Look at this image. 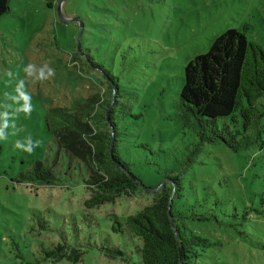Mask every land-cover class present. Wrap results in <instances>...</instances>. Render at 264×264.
I'll list each match as a JSON object with an SVG mask.
<instances>
[{"label":"rangeland","instance_id":"obj_1","mask_svg":"<svg viewBox=\"0 0 264 264\" xmlns=\"http://www.w3.org/2000/svg\"><path fill=\"white\" fill-rule=\"evenodd\" d=\"M58 1L10 0L0 16V96L13 91L28 63L50 61L56 72L28 85L33 111L14 121L24 131L9 129L0 141V264H140L142 240L113 226L159 190L140 187L86 207L87 167L59 150L45 127L49 108H73L95 94L102 101L109 89L116 147L130 172L150 188L180 176L183 196L175 207L208 217L185 221L189 233L209 242L197 263L264 264V203L253 205L264 189L256 178L264 175V150L202 144L180 100L186 63L223 31L248 24L247 41L264 49V0H63L64 21ZM76 18L83 25L79 44ZM257 105L264 111V96ZM29 133L42 141L31 155L14 147ZM37 162L52 170L51 183L21 177ZM73 249L78 260L65 256Z\"/></svg>","mask_w":264,"mask_h":264},{"label":"trees","instance_id":"obj_2","mask_svg":"<svg viewBox=\"0 0 264 264\" xmlns=\"http://www.w3.org/2000/svg\"><path fill=\"white\" fill-rule=\"evenodd\" d=\"M9 2L0 0V16L9 10ZM248 28L244 24L242 31L235 28L223 31L212 40L206 52L189 60L180 91L181 105L192 117L198 141L220 142L236 153L251 147L264 150V111L257 105L264 96V49L247 41ZM94 65L104 69L97 63ZM109 93L110 97L102 101L95 94L73 108L51 107L45 114V127L58 149L71 159L82 161L88 169L86 184L90 194L84 201L88 208L112 202L140 188L116 147L117 124L112 118L110 89ZM219 118H229V121L220 125ZM21 177L26 182L51 183L53 173L37 162ZM256 178L264 180V175ZM182 188L180 176L170 177L150 204L128 216L124 223L116 221L118 226H113L117 231L126 229L142 240L140 264H198L199 251L209 245L206 238L189 233L185 225L188 218L204 221L208 217L196 213L187 215L175 207V198L183 196ZM261 202L264 203V189L253 205ZM241 216L244 219L246 215ZM62 248L65 247H58ZM65 256L78 260L79 251L73 249Z\"/></svg>","mask_w":264,"mask_h":264},{"label":"clouds","instance_id":"obj_3","mask_svg":"<svg viewBox=\"0 0 264 264\" xmlns=\"http://www.w3.org/2000/svg\"><path fill=\"white\" fill-rule=\"evenodd\" d=\"M50 61L37 65L28 63L23 66V78H17L13 91H4L0 96V141H6L9 137V129H13L12 135H18L24 131L22 128H17L15 118L23 113L25 117H30L33 111L32 94L28 89V85H35L44 81L50 80L56 75L55 69L50 66ZM13 72H6V76L11 79ZM42 141L34 139L29 133L21 139H17L14 147L20 152L29 155L34 154L36 149L40 148ZM254 155H258L254 154Z\"/></svg>","mask_w":264,"mask_h":264},{"label":"water","instance_id":"obj_4","mask_svg":"<svg viewBox=\"0 0 264 264\" xmlns=\"http://www.w3.org/2000/svg\"><path fill=\"white\" fill-rule=\"evenodd\" d=\"M62 1H63V0H59V1H58L57 14H58V17L64 21V20H67V18L63 17L62 14H61V11H60V5H61V2H62ZM76 19L80 21V29H79L78 34H77V44H79L78 42H79V38H80V36H81V31H82V29H83V25H82V22H81L80 19H78V18H76ZM131 175H132V174H131ZM132 176H133V178L137 181L138 185H139L141 188H143L144 190L148 191V192L155 193V192H156L157 190H159V188H160V187H159V188H158V187H151V188H150V187H147V186H145V185L142 183V181H141L140 179H138L136 176H134V175H132ZM171 220H173L172 217H171Z\"/></svg>","mask_w":264,"mask_h":264}]
</instances>
